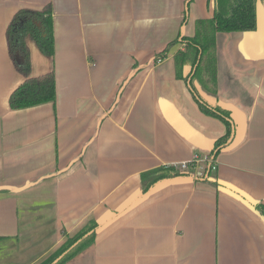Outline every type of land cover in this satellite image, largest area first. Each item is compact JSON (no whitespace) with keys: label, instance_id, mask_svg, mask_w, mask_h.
Returning a JSON list of instances; mask_svg holds the SVG:
<instances>
[{"label":"crops","instance_id":"obj_1","mask_svg":"<svg viewBox=\"0 0 264 264\" xmlns=\"http://www.w3.org/2000/svg\"><path fill=\"white\" fill-rule=\"evenodd\" d=\"M53 9L54 56L26 39L30 77L55 75L56 98L11 110L25 80L7 28ZM213 0H0V264H41L87 224L92 245L65 264H264V7L253 32L217 34L216 98L226 133L176 77L174 45L211 18ZM194 154L216 170L174 165ZM180 175L148 187L159 168Z\"/></svg>","mask_w":264,"mask_h":264},{"label":"trees","instance_id":"obj_2","mask_svg":"<svg viewBox=\"0 0 264 264\" xmlns=\"http://www.w3.org/2000/svg\"><path fill=\"white\" fill-rule=\"evenodd\" d=\"M264 0H213V15L211 18L198 20L193 37H180L170 43L164 50L156 54L154 63L167 57L169 50L178 43L184 44V49L174 56L176 77L183 80L200 111L210 117L220 120L226 127L223 137L214 143L212 155L217 156L220 151L228 147L235 135L236 124L230 111L207 100L199 87L209 96L216 98L217 63L216 36L256 30V7ZM53 9L51 5L41 11L21 10L15 14L7 28L6 38L10 56L18 72L24 76V82L13 91L9 98L11 110H21L45 103H54L56 98L55 75L51 71L39 77H30V56L26 39L29 38L46 57L54 56ZM22 58L17 64L15 56ZM180 175L174 168H159L145 174L144 191L158 181ZM255 209L264 217V205L258 204ZM95 222L86 225L41 264H65L92 245Z\"/></svg>","mask_w":264,"mask_h":264},{"label":"built area","instance_id":"obj_3","mask_svg":"<svg viewBox=\"0 0 264 264\" xmlns=\"http://www.w3.org/2000/svg\"><path fill=\"white\" fill-rule=\"evenodd\" d=\"M200 164H203L199 167ZM200 172L198 173V177L204 178L207 177L210 172H214L216 170V162L213 157H200L197 154H194L189 161L182 162L180 164L174 165V168L177 169L178 172L184 173L191 168H198Z\"/></svg>","mask_w":264,"mask_h":264},{"label":"water","instance_id":"obj_4","mask_svg":"<svg viewBox=\"0 0 264 264\" xmlns=\"http://www.w3.org/2000/svg\"><path fill=\"white\" fill-rule=\"evenodd\" d=\"M15 60H16L17 64H21L22 63V58L19 55L15 56Z\"/></svg>","mask_w":264,"mask_h":264}]
</instances>
